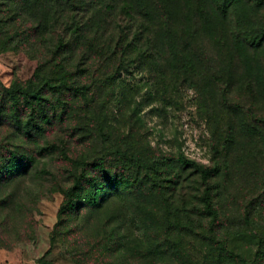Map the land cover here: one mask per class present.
I'll return each instance as SVG.
<instances>
[{"label":"rangeland","instance_id":"obj_1","mask_svg":"<svg viewBox=\"0 0 264 264\" xmlns=\"http://www.w3.org/2000/svg\"><path fill=\"white\" fill-rule=\"evenodd\" d=\"M130 4L144 32L108 108L75 104L34 137L0 109V264H264V0ZM92 9L91 32L127 29L119 1ZM1 44L0 81L31 78L39 55Z\"/></svg>","mask_w":264,"mask_h":264},{"label":"trees","instance_id":"obj_2","mask_svg":"<svg viewBox=\"0 0 264 264\" xmlns=\"http://www.w3.org/2000/svg\"><path fill=\"white\" fill-rule=\"evenodd\" d=\"M2 1L4 0H0V7ZM5 1L3 5L6 8V19L0 18V37L5 35V39L0 41L3 50L18 49L19 44L24 42V49L28 53H37L39 56L38 66L31 78H15L9 86L0 81V109L8 110L14 123H24L29 129V135L34 137L43 135L55 123L61 124L65 114L73 110L75 104H81L83 111L94 107L108 108L117 88L126 81L122 77L123 69L126 68L123 63L133 56L130 51L139 49L137 43L142 40L144 32L145 22L136 17L130 0ZM33 1L39 4L41 11L37 24L31 21L29 14L32 15L34 11V7L31 8ZM117 1L123 7L120 17L129 22L127 29L109 34L99 30L91 32L90 24H93L94 18H98L92 6L100 8L101 14L106 10L105 18L110 19L111 15H115ZM89 12L92 13L88 16ZM27 22H31L30 27L25 25ZM116 24L120 25L118 21ZM130 37L132 41L127 44ZM34 40L42 44L43 49L37 46L28 48L33 45ZM72 162L77 167H87L89 160L82 158ZM83 176L84 174L77 172L74 185L64 190L65 201L59 210L60 222L63 214L70 208L76 187L81 185ZM203 176L207 177L208 172H203ZM108 183L109 186L115 185L111 181ZM113 188L119 190L116 185ZM164 193L163 197L167 195L166 191ZM114 197L113 192H110L108 199L99 204L93 199L91 203L101 210ZM170 197L169 202H176L172 195ZM203 210L205 214L218 217L219 211L209 196L205 197ZM180 213L185 215L187 210H180ZM185 226L195 228L190 222H185ZM202 228L198 225L197 232ZM220 249L231 256L224 245ZM71 260V264H76L73 257ZM51 263L56 264L53 260Z\"/></svg>","mask_w":264,"mask_h":264}]
</instances>
